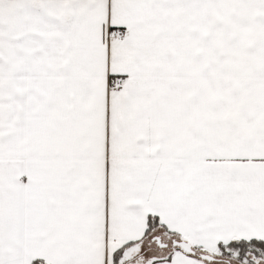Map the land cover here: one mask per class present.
Wrapping results in <instances>:
<instances>
[{
  "label": "snow or ice",
  "instance_id": "6c2138e0",
  "mask_svg": "<svg viewBox=\"0 0 264 264\" xmlns=\"http://www.w3.org/2000/svg\"><path fill=\"white\" fill-rule=\"evenodd\" d=\"M0 264H264V0H0Z\"/></svg>",
  "mask_w": 264,
  "mask_h": 264
}]
</instances>
